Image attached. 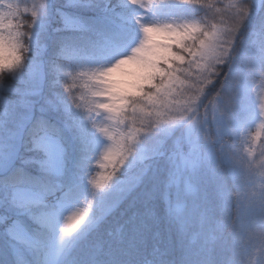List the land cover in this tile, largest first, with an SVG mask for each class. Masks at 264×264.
<instances>
[{
    "label": "snow or ice",
    "instance_id": "6c2138e0",
    "mask_svg": "<svg viewBox=\"0 0 264 264\" xmlns=\"http://www.w3.org/2000/svg\"><path fill=\"white\" fill-rule=\"evenodd\" d=\"M219 4L0 0V264H264V0Z\"/></svg>",
    "mask_w": 264,
    "mask_h": 264
},
{
    "label": "trees",
    "instance_id": "16d2710c",
    "mask_svg": "<svg viewBox=\"0 0 264 264\" xmlns=\"http://www.w3.org/2000/svg\"><path fill=\"white\" fill-rule=\"evenodd\" d=\"M20 3L21 5V10L23 12V9L24 7H28L29 9V12L31 11V7L33 4H39L41 2V0H5V3ZM239 0H220V4L218 5L219 6H223V11L221 12V16H224V17H227V16H230L231 15V9L228 8V5L230 3H238ZM135 10L134 9H129L128 10V15H131ZM177 14H179L177 12ZM45 17L43 15V13L41 14V20H43ZM19 23L23 26L25 24H30L31 23V18H30V15L28 16H25V15H21L20 18H19ZM55 26V22L53 21V24L52 26H50L49 28V38H52L54 36H57V35H63L64 33H53L52 32V27ZM27 29L22 27L21 28V31H26ZM107 59V56H98L96 58V61L97 62H100V61H103V60H106ZM264 81L260 80V79H257L255 81V87H253V90H252V93H251V102H252V109L254 110L255 109V104L254 103V98H255V89L257 86H261L263 84ZM70 83V82H69ZM80 87H77L75 89H73L72 91L74 92L75 95H77V91ZM83 107V106H82ZM86 109V107H83ZM257 155L255 156V161L258 162L260 159H262L263 157H260L259 156V153L262 149H264V136L263 138L260 140V143L257 145ZM257 189H259V173H257Z\"/></svg>",
    "mask_w": 264,
    "mask_h": 264
},
{
    "label": "rangeland",
    "instance_id": "374dc122",
    "mask_svg": "<svg viewBox=\"0 0 264 264\" xmlns=\"http://www.w3.org/2000/svg\"><path fill=\"white\" fill-rule=\"evenodd\" d=\"M69 71H71V69H68ZM73 75H76V73H73ZM69 82L72 83L73 81L71 79H69ZM75 84H76V88L80 87L77 91V97H79L80 95H83L85 97V99L83 101H78L79 103H81V105L83 107H87L88 103H89V92L88 89L84 87V80L81 79H77L75 80ZM252 87H255V83L253 84ZM255 98H254V103L255 104V109L253 110V114H254V121L252 124V128H251V132H255V131H260L261 135L260 137L257 139V141L255 142V144L253 145L254 147V154L253 157H250V159H255V156L257 155V145L260 143V140L263 138L264 136V82L261 86H257L255 89ZM101 137L106 139V137H103L101 134ZM102 157L100 155H98L97 160H101ZM97 160H93L92 162V167L94 169H97V171H100L99 169V164L97 163ZM255 161V160H254ZM264 161V157L262 159H260L258 162L255 161L254 163V167H257L260 165V163ZM96 173H93V175H95Z\"/></svg>",
    "mask_w": 264,
    "mask_h": 264
}]
</instances>
